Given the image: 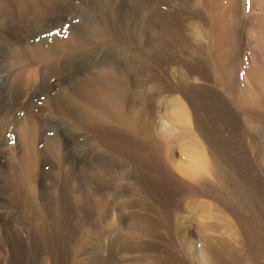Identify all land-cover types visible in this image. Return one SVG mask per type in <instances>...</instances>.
I'll list each match as a JSON object with an SVG mask.
<instances>
[{
  "label": "rangeland",
  "instance_id": "rangeland-1",
  "mask_svg": "<svg viewBox=\"0 0 264 264\" xmlns=\"http://www.w3.org/2000/svg\"><path fill=\"white\" fill-rule=\"evenodd\" d=\"M39 1L0 2L25 29L9 38L0 19V87L12 93L0 111V236L12 229L18 264H204V251L207 264H264V93L246 94L264 86L261 0H133L131 11L68 0L85 13L57 23ZM61 43L86 72L61 75ZM108 46L124 67L97 64ZM106 76L116 103L100 95ZM195 150L209 170L192 176ZM125 160L137 184L122 192ZM57 181L84 206L64 250Z\"/></svg>",
  "mask_w": 264,
  "mask_h": 264
},
{
  "label": "bare ground",
  "instance_id": "bare-ground-1",
  "mask_svg": "<svg viewBox=\"0 0 264 264\" xmlns=\"http://www.w3.org/2000/svg\"><path fill=\"white\" fill-rule=\"evenodd\" d=\"M45 0H40L37 4L34 5L35 11L36 13L40 10V8L44 7V2ZM49 4H50V13L51 16L53 18H55L54 22H59V21H63L67 16H83V11H79L77 9H74L72 7L71 4L68 3V0H48ZM3 5L10 7L12 6L14 3H16V0H1L0 1ZM257 2V1H256ZM126 6L128 10L131 11V9L135 8L133 7V0H127L126 1ZM46 4V2H45ZM256 5V4H255ZM258 5V4H257ZM259 8H260V13L262 14L260 17V25H259V30H258V35L261 36L262 38L264 37V0H261L259 2ZM8 10H0V19H3V21L6 23V25L2 28V31L5 32V35L9 38L12 39H17L20 35L25 33V29L23 28V23L21 21H17L15 23H13V16L10 13H7ZM129 12V11H128ZM257 19V18H256ZM255 20V19H254ZM251 21V20H250ZM256 21V20H255ZM56 22V23H57ZM219 22V21H218ZM62 23V22H61ZM19 28H18V27ZM47 30L48 26H46L44 23H41L39 26V29L37 31L40 32L42 30ZM257 33V32H256ZM6 38V37H5ZM264 39V38H263ZM1 48V47H0ZM112 46H108L104 49V52H102L103 56H98V60H97V64L100 65L101 62L104 63H109L112 65H118L119 67H124L127 63L125 62H120L117 60V56H115V52L111 49ZM59 51H63V55L60 56L59 60L57 61V67L61 69V75L64 76L67 74V76H75L78 74H83V72H86L87 68L90 66V63L88 60L86 61L84 58H80L77 54H66V49H67V44L66 43H61L60 47H58ZM100 58V59H99ZM103 64V63H102ZM101 64V66H102ZM94 65V64H93ZM108 65V64H107ZM117 66V67H118ZM128 67V66H127ZM104 68V67H103ZM102 68V70H103ZM105 68H106V64H105ZM109 68V67H108ZM107 68V69H108ZM106 70V69H104ZM122 70V69H121ZM114 72V71H113ZM248 72V71H247ZM60 76V78L62 77ZM66 76V77H67ZM121 78V77H120ZM255 83V82H254ZM253 83V84H254ZM261 84V83H260ZM53 86V85H52ZM100 86H102V91L100 92V95L103 96V98L107 99V100H111L112 102L116 103V100L118 97H120V93L122 92L121 88H119L117 82H115V80L113 78H111L110 76H106L105 79L100 80ZM254 86L256 87L252 88H248L246 89V94H250V96H252V103H258V98H257V94L260 93H264V86L263 85H259L258 83H256V85L254 84ZM9 88V87H8ZM11 90V89H10ZM97 90H100L97 89ZM258 93H257V91ZM12 92V91H11ZM95 94V91L93 92ZM99 93V92H98ZM97 93V94H98ZM245 93V92H244ZM257 93V94H256ZM11 94L9 89L5 88V87H0V111L4 108V106L7 104V102L10 100L11 98ZM96 95V94H95ZM263 95V94H262ZM261 95V96H262ZM13 96V95H12ZM249 96V97H250ZM246 97V96H245ZM244 97V98H245ZM114 99V100H113ZM251 99V98H250ZM101 100V99H100ZM244 100V99H243ZM247 100V99H246ZM98 101V100H97ZM263 102V101H261ZM102 103V102H101ZM260 103V102H259ZM263 104V103H262ZM258 105V104H257ZM7 107V106H6ZM178 110V109H177ZM182 115V114H181ZM128 117L130 119H132V115L128 113ZM24 129H20L19 130V137L23 138L25 137L24 133H23ZM32 130V129H31ZM25 131V130H24ZM26 133H29L28 131ZM66 133V132H65ZM32 134V132H31ZM61 136V139L63 141V146L67 147L68 144V137L67 135H65L64 133L61 134L59 133ZM166 133L164 134V132L161 134L160 137H165ZM28 137V136H27ZM26 137V138H27ZM72 137V136H71ZM24 139V138H23ZM75 139V138H74ZM21 140V139H20ZM27 140V139H26ZM74 141V140H73ZM73 143V142H72ZM71 143V144H72ZM166 143V142H165ZM70 145V143L68 144ZM75 146V145H74ZM77 146V145H76ZM80 146V145H79ZM71 147V146H70ZM74 147H72L73 150ZM77 148H81V147H77ZM196 148V147H195ZM71 149V148H69ZM84 149V148H82ZM67 150V149H66ZM86 150V149H85ZM196 151V150H195ZM194 151V152H195ZM82 152H84V150H82ZM88 153V152H87ZM196 158L192 161L191 160V171L190 174L192 176H197L199 175V173H204V171L209 170V167L206 165V163L202 160V154L199 151L195 152ZM194 153V154H195ZM86 154V153H85ZM77 158H75V165H77L76 167H79L83 164V160H84V154L83 153H79L77 154ZM88 156V155H87ZM86 159V157H85ZM121 168L123 169V177L125 178V186L120 187V191L125 192L126 189H128L130 186H134L137 183V177H136V173L134 171V166H132L129 161L125 160V161H121L120 163ZM59 165V164H58ZM74 165V164H73ZM84 165V164H83ZM59 167V166H58ZM75 167V166H74ZM73 169V168H72ZM75 169V168H74ZM79 171V170H78ZM73 172V171H72ZM80 172V171H79ZM76 175V171L74 173ZM82 173L80 172V175ZM73 175V174H72ZM79 175V174H78ZM74 176V175H73ZM77 176V175H76ZM75 178V177H74ZM82 178V177H81ZM81 178L79 181H81ZM201 178V177H200ZM78 179V178H77ZM83 179V178H82ZM57 183L60 185L57 188L59 189V191L62 192L58 194V197L55 199L56 200V205L57 207L60 209L59 215H64L65 218H68V223L65 222V220L62 219V216H60L59 221H61L62 225L59 227V245L62 246L63 250L64 247L66 246V242L67 240H69L70 237V232H71V228L73 226L77 225V219L80 220V218H83L84 216V206L82 205H75L73 206V204H70L68 202V199L65 198V191L63 190L62 187V181H57ZM71 183V182H70ZM77 184V182H76ZM6 186V185H5ZM5 186H0V197L4 196V192H5ZM4 190V192H3ZM79 214V216L77 217V215ZM75 217H77V219L74 222ZM11 230L9 228V226H6L4 228V234L2 236H0V249L5 250V252H7L6 255H4V258L1 256V259L3 258V262L2 264H18V258L19 255L18 251L16 253V255H11L10 252V247L8 246L10 244V242L12 243V239L13 236L11 234ZM22 231V230H21ZM24 233V232H23ZM19 236V235H18ZM20 238V236H19ZM22 240V238H20ZM218 241V240H217ZM69 242V241H68ZM214 242V241H213ZM61 243V244H60ZM217 243V242H216ZM220 243V242H219ZM214 244V243H213ZM211 245V244H210ZM215 246V245H214ZM66 248V247H65ZM189 248V247H188ZM227 248V247H226ZM221 248H218V250ZM205 250V249H204ZM193 251V250H192ZM191 251L190 254L193 255V252ZM1 252V251H0ZM4 253V252H3ZM216 253V252H215ZM221 253V252H220ZM205 251L202 252V262L205 264L206 259H205ZM215 255V254H214ZM222 255V254H221ZM194 257V256H193ZM194 259V258H193ZM1 261V260H0ZM196 261V260H194ZM197 262V261H196ZM195 262V263H196ZM208 262V261H207ZM193 263V262H192ZM198 264V263H197ZM202 264V263H201ZM207 264V263H206Z\"/></svg>",
  "mask_w": 264,
  "mask_h": 264
}]
</instances>
